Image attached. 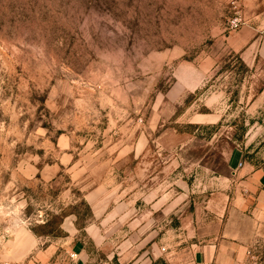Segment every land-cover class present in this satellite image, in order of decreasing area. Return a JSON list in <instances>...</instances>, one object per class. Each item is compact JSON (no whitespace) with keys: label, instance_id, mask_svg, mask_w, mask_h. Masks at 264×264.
<instances>
[{"label":"rangeland","instance_id":"obj_1","mask_svg":"<svg viewBox=\"0 0 264 264\" xmlns=\"http://www.w3.org/2000/svg\"><path fill=\"white\" fill-rule=\"evenodd\" d=\"M244 28L262 33L264 0H0V250L19 224L84 227L94 189L122 211L87 264L219 234L230 152L264 164V63L230 49Z\"/></svg>","mask_w":264,"mask_h":264},{"label":"crops","instance_id":"obj_2","mask_svg":"<svg viewBox=\"0 0 264 264\" xmlns=\"http://www.w3.org/2000/svg\"><path fill=\"white\" fill-rule=\"evenodd\" d=\"M230 43V49L248 62L264 63V30L259 34L255 29L244 28L230 36ZM228 165L240 190L230 203L219 234L196 246L189 256L156 252L155 264H264L254 253L256 244L264 242V164L256 165L246 159L242 149L236 148L229 154ZM86 198L94 218L84 227L76 224V217L67 216L62 223L66 235L58 241H47L30 227L19 224L2 245L0 264H87L89 245L100 246L108 240L109 227L122 210L107 198L102 199L95 189Z\"/></svg>","mask_w":264,"mask_h":264},{"label":"built area","instance_id":"obj_3","mask_svg":"<svg viewBox=\"0 0 264 264\" xmlns=\"http://www.w3.org/2000/svg\"><path fill=\"white\" fill-rule=\"evenodd\" d=\"M242 17L241 16H236L232 19L231 21V27L234 29H238L241 24H242ZM4 264H28L27 261H18V262H13V263H4Z\"/></svg>","mask_w":264,"mask_h":264}]
</instances>
